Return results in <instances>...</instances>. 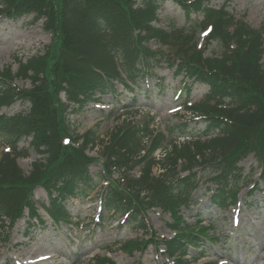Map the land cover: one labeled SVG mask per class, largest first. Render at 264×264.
Wrapping results in <instances>:
<instances>
[{
	"label": "trees",
	"instance_id": "16d2710c",
	"mask_svg": "<svg viewBox=\"0 0 264 264\" xmlns=\"http://www.w3.org/2000/svg\"><path fill=\"white\" fill-rule=\"evenodd\" d=\"M164 1L0 0V17L34 14L35 19L44 18L52 32L44 52L19 62L15 74L9 67L0 71V108L17 100L29 102L24 112H0V135L12 148L0 157V217L13 224L27 208L30 218H40L31 200L33 189L40 185L49 198L44 209L55 224L67 221L63 202L85 197L97 185L88 171L94 159L85 153L88 145H95V131L81 138L74 134L66 122L69 104L81 108L97 100L96 92H114L113 81L133 92L162 64L175 65L176 74L209 85L202 100L186 106L203 127L197 139H170L159 159L153 153L167 139L162 131L150 128V117L124 120L106 141L99 140L103 178L108 180L105 207L126 213L127 222H137L143 229L147 210L160 208L172 216L171 238L159 239L151 232L148 240H128L120 248L142 250L151 241L163 245L165 254L175 256L178 264H187L183 257L188 246H196L206 233L189 226L179 212L196 202L191 195L200 176L214 174L213 187H207L213 204H233L240 178L237 163L253 153L264 186V26L253 28L243 18L235 19L225 5L209 7V0H172L186 14L201 11L203 21L200 27L191 24L166 31L153 24ZM205 26H211L206 44L210 40L220 44L219 56H205L197 48L196 32ZM15 78L29 79L30 88L18 87ZM167 131L195 137L186 123L168 126ZM27 137L43 157L25 174L16 157L28 153L17 150L16 144ZM154 166L158 174L153 173ZM135 167H139L137 176L131 174ZM90 264L114 262L96 256Z\"/></svg>",
	"mask_w": 264,
	"mask_h": 264
},
{
	"label": "rangeland",
	"instance_id": "374dc122",
	"mask_svg": "<svg viewBox=\"0 0 264 264\" xmlns=\"http://www.w3.org/2000/svg\"><path fill=\"white\" fill-rule=\"evenodd\" d=\"M226 4L227 10L236 18L244 19L253 27L264 25V0H209L208 5L220 8ZM202 13H191L189 18L184 11L171 1L164 2L159 11L155 26L170 30L173 27H187L190 21L199 24ZM44 20H34L33 15H24L16 20L0 17V70L10 67L14 73L18 61L24 62L29 57L42 53L50 43L51 34L44 28ZM199 47H204V54L217 56L222 53V47L215 41L205 45V35H197ZM264 37V34H263ZM205 45V46H204ZM264 63V55H263ZM173 68L167 66L154 68L156 77H150L135 93H128L119 82L115 83V93L106 95L96 94L99 103L91 102L81 110L69 112L67 118L75 133L81 134L88 129L95 131L100 139L106 140L109 133L124 119L138 118L139 115L149 114L154 119L153 127L165 130L169 137L162 147L155 152L157 157L169 146L171 137L167 127L188 120L189 113L182 108L183 101L198 100L207 90L205 85L191 83L181 76H175ZM15 84L28 88L29 79L17 78ZM190 84L189 94H187ZM27 103L15 102L9 107H3L7 115L26 110ZM188 125L197 131L201 123L189 121ZM177 136V137H176ZM29 140H22L19 147H28L26 157L17 158L21 169L27 173L31 163L41 156L29 147ZM100 143L89 147V156L98 157ZM3 139L0 137V155L4 151ZM241 180L238 184L239 202L236 206L225 209L209 206L207 197L201 190L198 194L201 201L195 206L182 208L183 219L191 226L207 227L210 240L201 238L196 247H189L186 259L189 264H264V194L259 190H251L257 181V161L250 154L239 164ZM90 172L95 180H100L96 174L100 170L98 162H93ZM138 168L134 171L137 173ZM255 170V171H253ZM157 172L156 169H154ZM209 175L204 179L208 181ZM211 182L206 185L210 186ZM102 190V188H101ZM197 194L194 195V197ZM199 199V198H198ZM38 212L45 221L44 226L31 220L28 212L24 218L14 224L8 232V221L5 227H0V264H89L96 254L107 253L115 264H176L163 254V248H155L148 244L143 251L129 253L120 249V245L131 238H148L135 224H123L118 214L108 213L100 206V193L97 189L88 197L69 199L66 202L73 223L61 224L56 227L48 219L40 204L47 205L48 197L43 188L37 187L33 193ZM102 210V223L96 224V217ZM146 225L156 232L159 237H171L173 231L168 226L170 214L159 209L149 210ZM105 249V250H104ZM48 256L46 260L40 257Z\"/></svg>",
	"mask_w": 264,
	"mask_h": 264
},
{
	"label": "bare ground",
	"instance_id": "6f19581e",
	"mask_svg": "<svg viewBox=\"0 0 264 264\" xmlns=\"http://www.w3.org/2000/svg\"><path fill=\"white\" fill-rule=\"evenodd\" d=\"M48 259V257H46V260ZM45 260V259H44ZM38 262H35V264H37Z\"/></svg>",
	"mask_w": 264,
	"mask_h": 264
}]
</instances>
